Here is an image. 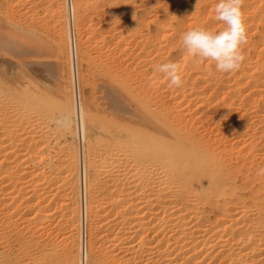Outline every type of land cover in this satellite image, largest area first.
I'll use <instances>...</instances> for the list:
<instances>
[{"label":"bare ground","instance_id":"6f19581e","mask_svg":"<svg viewBox=\"0 0 264 264\" xmlns=\"http://www.w3.org/2000/svg\"><path fill=\"white\" fill-rule=\"evenodd\" d=\"M43 1L32 2L41 8L46 7V2ZM25 2L0 0V53H5L6 58L12 62L10 67L6 64L7 59V62L2 59L0 61V264L80 262L77 254L79 209L76 210L74 206L68 213L64 210L66 199H71V204L74 198L78 200L79 197L77 176L79 158L82 155L79 156L78 147L65 141L61 150L66 156L60 163H55L44 151L49 146L47 129L43 128L32 113L39 101L41 103L44 100L51 108L59 110L57 121L64 116L70 118L69 126L64 129L73 134L76 127L79 131L82 128L80 106L83 104L88 128L95 129L96 111L100 107H96L84 91L86 72L83 68L86 56L81 51V41L76 54L78 41H75L73 18L80 25L79 19L85 17V12L90 9L93 11L91 7L98 8L101 3L107 6L106 15L108 13L109 17H117L114 21H119L122 17L168 19V22L156 24L158 28H154L158 30L150 35L151 40L146 43V52L155 53L153 58L147 60V69H155L156 65L163 63L162 53L171 49L177 54L168 61L179 64L183 82L180 87L171 88L178 92L176 97L182 96V99L191 104L201 103L197 108L208 106L209 110H214L218 107L225 113L234 109L237 112L239 109L242 114L239 118L238 112L232 116L234 119L230 117L234 120L230 126L227 125L229 121H225L227 118L222 120L219 115H211L207 119L211 123L210 133H203L185 122L173 123L160 110V116L147 120L149 129L144 134L136 131L134 134L128 132L126 136L120 135L121 140H130L139 146H145L147 141L144 139L152 136L156 142L148 144L152 148L153 143H158V146H153V157L161 156L166 175L158 179L141 176L143 174L138 167L128 177L113 176L110 173L106 175V170L103 171L100 167L89 169L94 175L87 178L85 188L88 198L89 240L84 226L81 264H101L94 257L99 252V239L105 240L111 235V220L106 218L107 222L105 219V213L109 210L106 208L113 209L115 215L114 218L110 216L113 218L112 245L120 254L125 253L122 256H127L126 262L130 259L133 261V258H138V263L139 259L143 261L153 258L156 264H196L193 259L197 250L192 243L211 233L216 238H224L212 241L214 243L210 245L206 244L209 246L206 248L213 251L214 263L264 264V175H258L259 169L264 168V0H244L242 11L248 35V42L243 46L244 62L238 71L232 72V75L228 73L233 76L232 81L228 75L232 83L225 81L221 86L219 83L212 84L210 94H205V88L211 86L206 83V78L211 73L208 74L207 69L199 66L194 56L182 46L181 37L183 24L189 18L192 19L191 28L196 26L209 29L206 26L212 21L217 25L215 5L218 0H75L74 10L70 9L74 68L64 1L52 0L50 10L45 9V12L43 8V13L48 11L53 16V20H50L53 22L48 21L51 25L45 21L43 24L37 23L35 19L39 15L30 18L27 14L23 21L15 19L14 12L10 13L11 8L22 3L23 7ZM30 4L33 5L29 2L27 6ZM94 13L97 12L93 11ZM45 17L41 19L45 20ZM185 24L187 26L188 22ZM218 25L220 28L224 27L220 22ZM173 40L177 42L173 43ZM28 53L54 57L52 63L56 68L53 82L42 84L38 78L35 79L38 74L25 68L29 62L23 57ZM181 53L186 55L183 54L182 57ZM132 66L125 62L122 70L127 74V79L122 80L118 75L119 84H116L117 88L114 86L118 90L111 96L108 107L116 114L121 113L131 118L133 113L129 109L134 101L135 82ZM196 66L201 70L200 73L194 68ZM153 78L156 76L153 75ZM167 79L164 78L161 83L164 84ZM212 79L217 82L216 78ZM199 82L203 83L202 90L199 89ZM178 104L181 105L180 101ZM74 108L78 115V126L75 123ZM11 109L15 112L12 113ZM207 112L204 111L203 115ZM229 132L234 136V139H230L234 141V147L241 146L240 153L237 151L239 154L233 153L235 149L231 151L233 145L230 144L231 150L227 148ZM232 135L230 136L233 137ZM231 154L240 155V159L237 158L232 165L228 163ZM101 174L104 175L101 177ZM94 193L110 196L111 200L107 204L98 205L92 200ZM67 209L66 207V211ZM194 210H198L199 215H193ZM102 211L105 212L104 223ZM108 216L109 214L106 217ZM201 220L207 224L195 229ZM48 227L56 232L66 229L63 233H67L64 237L67 240L66 247L62 249L60 244L53 242L56 239L54 236V240L50 238L53 230H48ZM158 228L168 231L167 239H161L165 244L163 248L159 242L151 241L153 237L150 238V229L156 231ZM101 231L104 233L101 234ZM40 233H48V236L43 239L44 235L41 236ZM187 233L191 235H186ZM196 234L198 238L194 236ZM66 240L63 241L66 243ZM87 242L90 244V256L85 253ZM221 243L230 247L222 248ZM138 251L140 253L136 257L134 254Z\"/></svg>","mask_w":264,"mask_h":264},{"label":"rangeland","instance_id":"374dc122","mask_svg":"<svg viewBox=\"0 0 264 264\" xmlns=\"http://www.w3.org/2000/svg\"><path fill=\"white\" fill-rule=\"evenodd\" d=\"M24 1L26 2L24 3L25 5L23 7H22L23 5L22 3V4H19L21 7L18 5L19 8L17 6H14L15 10L13 9V7L11 8L10 13L14 12L15 19L17 18V20L20 19V21L21 20L23 21L26 19L27 14H29L30 18H33V16L39 15V18L36 17L37 19H35L36 22L39 24L41 23L43 24V21H45V23L47 24H49V22H53V21H50V20H53V16L51 15V13L49 12L50 15L48 11L47 13H45L46 12L45 9L48 10L49 7H52L53 5L52 0L43 1L44 3L46 2L45 5L46 7L48 6L47 8L43 6L44 4L41 5L43 6L41 8L39 5L37 7L33 2L34 1L38 2V0H30V1L24 0ZM28 1L31 2L33 5L30 4V6H27L29 5ZM63 1H64V4L66 5V11H67V16H68V23H67V29H68V34H69L68 41H69V46H70L71 54H72L71 55L72 67L74 68L75 60L73 58V48H72V41H71L72 39H71V26H70L71 25L70 9L72 8L74 10L75 0H63ZM34 5H35V8L39 9V10L37 9L38 11L35 8H33ZM95 7H91V8H93L94 9L93 11L97 13L93 14V11H91L92 9L89 8L90 10H87L85 12L86 14L84 15L85 17H81V19H79L80 25H77L78 22L73 18L75 41L76 42L78 41L77 43L75 42L77 45L76 54L78 53L77 51L78 43L80 45V41H81V51L86 56V62L83 68V71L86 72L85 73L86 82L84 83L83 81V84H85L84 87L86 89L84 91H86L85 94L88 95L89 99L92 100L93 104L96 107H100L96 111L95 129L90 130L88 128L87 115H86V111L84 110L83 104L80 106L82 128L79 131V129H77L76 127V130L73 131V134L70 132H67L64 129V127L60 126L57 123L56 117L60 115L59 110L51 108L48 104L44 102V100H42L41 103L39 101L38 106H35V108L33 109L34 111L32 113L33 117L36 118L37 121H39L42 124L43 128L47 129L46 132L48 134L49 146L47 147L48 149L46 148L44 149V151H45V154H48L51 156V158L55 161V163H60L63 160V158H65L64 156H66L64 155L65 153L61 150V146L63 145L65 141L72 143L73 145L78 147V150H80L79 156L82 155V157L79 158L80 161H79L78 176H77L78 187H79V195H78L79 197L77 196L78 200L77 198L76 200L74 198L73 199L74 201L72 200V202L74 203L71 202V204H70L71 199L69 200L66 199L67 202L69 201L68 203L70 205L68 206V203L66 202L67 206L65 205V210H64L66 213H68L71 210V208L74 206L76 207V210L79 209L78 210L79 212L77 211V215L79 216L77 217L79 220L78 221L79 223L78 225V249H77L78 258L80 260L79 264L82 263V259H83L82 241H83V234H84V226L86 227V230H85L86 238L87 240H89L88 215H87L88 198H87V193H86L85 188H86L87 178L89 176L94 177L93 173L89 171V169L100 167L102 168L103 171L106 170L104 171L106 175L110 173L109 175H113V176L117 175L120 177H124V176L128 177L133 174L132 172H134V168L138 167L139 169H141L140 173L143 174L141 176H150V177L158 179L166 175L164 172L163 165H162L163 162L161 161L162 160L161 156L158 155L156 157H153L154 147L158 146L157 145L158 143L155 144L152 142L153 143L152 145L154 146V147L152 146V148L150 147L151 144H148L151 141L156 142V140L153 139L152 136L150 138L146 136L148 138V139H144L145 141H147L146 145L144 144L145 146L143 145L139 146L138 143L137 145L136 143H132L130 140H124V141L123 139L121 140L119 138L120 135L126 136L128 132H132L134 134L136 131H141L144 134L149 129L146 124L148 123L147 120L151 118L153 119L156 116H160L159 114L160 110L173 123H177L178 121H179V124L182 122H185L186 124L189 125V127H192L193 129L195 127L198 131L203 132V133L204 132L210 133L211 123L207 119L211 115H219L222 120H225L226 118L229 119V120L226 119L225 121L227 122L229 121L227 125L230 126L231 122L234 121L233 117L236 115V113L238 112L237 113L238 118L241 117V114H242V111L239 109H237V112L234 109L235 113L233 110H232L233 112L230 111V113L228 112L225 113L222 111L221 108H218V107L215 108L214 110H209L208 106L197 108L201 103L196 102L194 104H191L188 102V100L182 99V96L176 97L175 94L178 92L168 87V79L164 82V84L161 83L164 78H167L164 74L155 71L153 68H149V70L147 69L148 68V65L146 64L147 60L153 58L155 56V53L148 54L146 52V43L150 42L151 40L150 35L155 34L156 33L155 30H158L154 28V27H157L156 24L168 22L169 21L168 19H165L164 17H122L121 20L114 21L113 19L114 18L117 19V17H109L108 13L106 15V12H108V9L106 8L107 7L106 4L104 6V4L101 3V6L99 4L98 8L97 7L95 8ZM43 8H44L45 14L43 13ZM96 9H98L99 11ZM33 13L34 14L37 13V14L33 15ZM102 14L105 15L106 17L102 16ZM47 15L52 19H50L49 17H47L49 18L47 19L45 17ZM43 17H45V20L41 19ZM103 19H104L103 21L104 23L101 21ZM187 22L188 24L190 22V25L187 24L186 26L185 23ZM191 22H192V19L190 20V18L189 20L184 22L182 33L191 29ZM209 23H208V26L206 27L214 31L219 30L220 28L218 25L219 21L215 22V24L218 23L217 24L218 26L214 25L213 21L211 22V24L213 23L212 25L211 24L209 25ZM51 24L52 23H50L49 25ZM220 24L222 23L220 22ZM193 27H196V26H193ZM172 42L176 43L177 40L176 41L173 40ZM176 54L177 53H175L171 49L164 50V52L162 53V56L164 57V62H167L171 57L176 56ZM183 54L186 55V53H183ZM183 54H182V57H184ZM178 57L179 59L181 58L180 55H178ZM1 59L2 61L4 60L6 61L7 59L5 56V53L3 52L0 53V61ZM23 59L29 62L27 63L28 66H25V68L27 67L29 69L28 71H31L32 73L35 72L36 75L38 74V76L41 75V77L35 76L36 77L35 79L38 78V81L40 83L46 84V83H51L54 81L53 73L56 68V66L53 65L54 57L37 56L34 53L32 54L30 53L29 55L28 53L26 56L23 57ZM194 59L196 60L199 66H202V68L207 69L206 72L208 74L211 73V76L208 75L206 78L207 80L206 83H210L211 86L208 88H205V92H206L205 94L211 93V90H212L211 87L213 86L212 84L219 83V85L221 86L222 84L225 83V81H228V83L231 80L233 81V76H231L232 73H230L231 75H229L228 73L226 74V73H221V72L216 71L214 62L204 61L197 56H194ZM7 61L8 62L10 61V62L8 63ZM7 61H6L7 62L6 64L11 67L12 66L11 60H9L8 58ZM125 62H129L131 65H133L132 67L135 68V69L131 68L133 71L132 75L134 74L133 82L135 81L133 83L134 101H133L132 107L129 109L130 112L133 113L132 118L129 117L128 115L124 116L121 113L116 114L115 112H112L108 108L109 104H111L110 103L111 96L118 90L116 89L117 88L116 84H119L120 77L122 80L127 79V74L122 70L125 68ZM36 64L38 65L34 66ZM206 65H208L209 67H206ZM46 66L47 68H49V70L46 68ZM36 68L38 70H36ZM194 68L197 69L199 73L201 72V70L197 68V66ZM41 71L45 73V76ZM31 72L30 74H32ZM153 75H155L156 78H153ZM228 75L230 79L232 78L231 80H229ZM147 78H149V80ZM212 78H216L217 82ZM199 85H200L199 89L202 90L203 83L199 82ZM74 88H76L75 89V92H76L77 87L75 86ZM79 90H80L79 92L82 91L81 88ZM48 98L49 97H46V99ZM239 99H241L240 96H239ZM178 101H180L181 103L180 106L178 104ZM75 108H74L75 123L78 126V115L76 114ZM162 108L164 109L162 110ZM12 110L13 109H11L12 113L15 112L14 110L13 111ZM204 111H208L206 115H203ZM125 117H129L130 119L129 118L126 119ZM139 117H142V118L139 119ZM230 117H232L233 119ZM177 118H180V120L182 121L178 120ZM231 133H232V130H231ZM231 133L229 132L230 135H232ZM229 134H228L229 147L227 146V148L230 149L231 147L230 144L233 145V142H234L230 139L232 138L234 139V136L232 135L233 137H231ZM232 147H231L232 150L230 149L232 152L235 149V152L233 153H236L238 150H239L238 152L240 153V150H241L240 145H238L236 148L234 147V145ZM238 152L237 154H239ZM157 154L158 153H156V155ZM237 154H231L232 155L231 158H233V160H231L230 158V160L228 161L230 165L234 164L236 160L240 159L239 157L240 155H237ZM234 155H237V156H234ZM95 157L100 158V160L98 161ZM0 175H1V172H0ZM103 175L104 174H101V177ZM92 200L96 201L98 205L99 204L104 205L105 203L107 204L109 200H111V198L110 196L97 195V193H94ZM75 201H78V202L75 203ZM66 207L68 208L67 211H66ZM106 209L107 210L109 209L108 212L105 213L103 212L105 210H103L101 215L105 213V219L107 218L111 220L109 222V225L111 228V230L109 231L111 232V235L108 238H105V240L99 239V242H98L99 252L97 253L99 255L96 254L94 258L99 259L101 264H121V263L122 264H130V263L131 264L132 263L133 264H145V261L147 264H156L153 258L152 259L149 258L150 260L146 258L143 261H140L139 259V263L137 260L138 258H133V261H131L132 259H130L128 262H126L127 256L126 255L122 256V254H125V253L120 254L121 252H119V250L116 249V247H113L114 245H112L114 244L113 235H112V230H113L112 220L115 217L114 210L110 208H106ZM110 210H113V211H110ZM107 214H109L108 217H106ZM193 215H196V216L199 215V211L194 210ZM110 216L113 218L111 219ZM101 217L104 223L105 222L104 215ZM96 220L94 221L97 223ZM206 224H207L206 222L201 220L198 222L199 226L195 227V229L199 228L200 226H201L200 228H202ZM51 227L50 228L48 227V230H53V228ZM65 230L66 229L61 230L60 232H58L59 230H57L58 233L56 232V230H53V232L57 233L55 235H57L58 237L53 235L54 234L53 232L51 233L49 232L50 238L52 237L51 238L52 240H54V238L56 239V241L54 240L53 242H55L56 245L60 244L59 247L62 249L63 247H66L65 245L67 244V240L64 239L67 233L63 234L64 232H66ZM190 231L191 230H189V232ZM45 232H48V231H45ZM101 232H102L101 234L104 233V231H101ZM155 233H157V235H155ZM166 233L168 234V231L165 232L161 230V228H158L156 231L150 229V238L153 237L151 241L153 243L159 242L160 246L163 248L165 244L164 242H162L161 239L162 238L167 239ZM40 234L41 236L44 235L43 239H46V237L48 236V233L46 234L40 233ZM186 235L190 236L191 234L187 233ZM210 235L211 233L205 235L206 238H203L205 236L200 237V240L198 241L196 240L197 241L196 243H192L194 245L195 250H197V255L195 254L196 256H194V259H193L196 261V264H216L217 263V262L214 263L213 253H212L213 251L212 250L209 251L210 248L207 249L209 246H206V244L208 245L209 243L210 245V243H214L212 241H216L218 239L221 240L223 236L216 238L213 235H211L212 237H209ZM194 236L198 238L197 234ZM213 238L214 239L216 238V239L214 240ZM106 239L107 240L110 239L112 241L108 240L110 241L108 242L106 241ZM63 240L64 241L66 240V243ZM222 240H224V238ZM89 245L90 244L87 242V248L85 252L87 256H90V252H91ZM221 246L222 248L227 247V245L223 246L222 243L220 247ZM229 247L230 245H228L227 248ZM205 248L207 249L208 252L206 251ZM199 249H201L202 252H200L201 250ZM139 253L140 252L138 251L135 254L134 253L133 254L137 257ZM121 259H122V262H121Z\"/></svg>","mask_w":264,"mask_h":264},{"label":"clouds","instance_id":"9594fccd","mask_svg":"<svg viewBox=\"0 0 264 264\" xmlns=\"http://www.w3.org/2000/svg\"><path fill=\"white\" fill-rule=\"evenodd\" d=\"M243 3L244 0H218L215 5V19L224 27L218 31L193 27L182 34V46L189 54L214 62L218 72L227 74L238 71L245 59L243 46L248 42ZM154 70L168 78L169 88L182 85L178 63L167 61L156 65ZM57 123L67 128L70 118L64 116ZM258 175H264V168L259 169Z\"/></svg>","mask_w":264,"mask_h":264}]
</instances>
